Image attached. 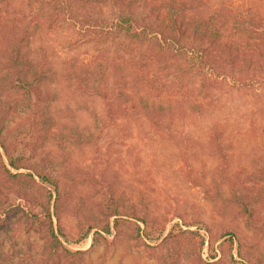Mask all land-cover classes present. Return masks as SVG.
I'll return each mask as SVG.
<instances>
[{
    "label": "trees",
    "instance_id": "1",
    "mask_svg": "<svg viewBox=\"0 0 264 264\" xmlns=\"http://www.w3.org/2000/svg\"><path fill=\"white\" fill-rule=\"evenodd\" d=\"M46 19L76 26L80 42L98 46L84 62L65 61L60 75L81 94L98 97L107 121L143 120L173 137L177 117L204 106L197 95L209 103L213 88L246 95L264 90V16L250 8L238 10L207 0H0V133L18 105L29 109L27 129L10 143L0 140V237L11 236L15 222L6 217L16 210L27 218L25 230L42 240L31 254L13 256L0 248V264H75L76 256L82 260L80 250L65 246L71 238L63 228L61 200L70 188L33 159L49 137L58 136L62 127L72 129L75 116L68 109L70 122H62L50 113L56 71L46 49L31 46L33 33ZM197 80L205 93L196 94L201 93ZM78 102L88 108L85 98ZM208 136L218 140L222 132L212 128ZM261 179L264 171L240 176L223 170L211 174L210 182L212 186L219 182L217 192L225 206L241 205L242 213L261 225L264 189L257 185ZM249 181L252 185L246 184ZM15 197L22 198L23 205ZM122 207L130 210L129 217L145 223L146 214H139L133 205ZM98 210L90 220L87 215L77 220L73 242L83 241L92 231L94 241L95 234H110L111 228L119 232L125 212L118 202L109 198ZM181 232L179 228L178 233H168L177 246ZM155 238L161 239L159 234ZM202 238L199 249L205 242Z\"/></svg>",
    "mask_w": 264,
    "mask_h": 264
},
{
    "label": "rangeland",
    "instance_id": "2",
    "mask_svg": "<svg viewBox=\"0 0 264 264\" xmlns=\"http://www.w3.org/2000/svg\"><path fill=\"white\" fill-rule=\"evenodd\" d=\"M207 3H224L238 10L250 8L264 16V0ZM45 21L33 33L31 46L45 48L56 71L51 83L56 95L49 105L50 113L60 116L62 122H70L68 109L72 110L69 115L75 116L73 130L62 127L58 136L49 137L38 148L33 159L70 188L69 195L61 200V210L63 228L71 238L65 246L81 251L82 260L76 256L75 264H264V201L259 203L263 224H253L251 217L242 213L241 205L225 206L218 196L219 182L215 186L210 182L211 174L223 170L240 176L264 171V90L246 95L213 88L214 99L209 103L197 95L204 106L177 117L173 137L143 120L107 121L98 97L81 94L60 75L65 61L73 58L84 62L98 46L80 42L77 27L68 22ZM199 83L197 80L196 86L201 90ZM204 88L196 94L205 93ZM81 98L87 100L88 108L79 106ZM28 110L17 106L16 113L6 120L0 140L10 143L27 129ZM212 128L222 132L218 140L208 136ZM69 131L72 133L66 135ZM257 185L264 189V179ZM226 187L225 183L221 187L224 197L228 196ZM15 198L23 205L22 198ZM109 198L125 212L119 220V232L111 228L110 234H95L94 241L92 231L83 241L73 242L77 220L97 216L99 204ZM125 205L146 214L145 223L129 217L130 210L122 207ZM113 218L109 217L111 221ZM6 219L15 222V228L10 231L11 238L0 237L4 254L34 253L42 240L25 230L27 218L14 210ZM52 220L55 225L54 216ZM179 228L183 232L177 246L168 233H178ZM158 234L160 240L155 238ZM202 237L205 242L199 249Z\"/></svg>",
    "mask_w": 264,
    "mask_h": 264
}]
</instances>
